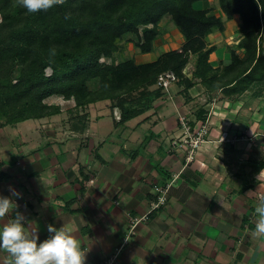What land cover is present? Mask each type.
<instances>
[{
	"label": "crops",
	"instance_id": "obj_1",
	"mask_svg": "<svg viewBox=\"0 0 264 264\" xmlns=\"http://www.w3.org/2000/svg\"><path fill=\"white\" fill-rule=\"evenodd\" d=\"M240 23L234 15L224 27L232 33ZM157 50L137 51L136 62L154 61L162 53ZM182 90V82L171 85L125 122L115 120L109 100L89 104L78 111L87 115L83 131L67 121L74 101L57 96L44 101L58 107L54 116L0 125V195L10 196V187L21 193L13 197L16 211L29 219V230L39 227L41 240L49 224L79 239L85 264H106L119 247L115 264H264V239L252 234L264 168L255 169L252 143L229 141L238 132L228 120L248 109L238 103L229 113L232 104L225 101L204 115ZM179 114L208 130L190 163L187 152L172 145L183 133ZM223 131L228 142H216ZM167 185V202L149 214L154 187ZM144 215L123 244L129 217ZM6 257L0 249V264Z\"/></svg>",
	"mask_w": 264,
	"mask_h": 264
},
{
	"label": "trees",
	"instance_id": "obj_2",
	"mask_svg": "<svg viewBox=\"0 0 264 264\" xmlns=\"http://www.w3.org/2000/svg\"><path fill=\"white\" fill-rule=\"evenodd\" d=\"M207 1L63 0L46 11L27 13L19 0H0V125L57 114L58 107L44 102L54 96L73 100L75 110L109 100L112 110H120L118 122H125L162 95L163 90L150 89L161 73L182 76L190 55L197 57L193 75L225 97L253 83L264 84V0H218L227 21L234 15L241 19L242 56L231 51V63L210 78L214 48L207 47L205 39L214 30L223 31L224 25L210 8L194 7ZM165 17L184 39L179 50L149 63L115 60L124 41L141 54L151 53L158 23ZM52 48L56 55L50 59ZM102 58L111 62L101 66ZM47 68L50 75H45ZM180 82L182 96L188 98L193 83L187 77ZM138 89L141 95L135 101L132 94ZM86 118L85 113L75 116L73 129L83 131Z\"/></svg>",
	"mask_w": 264,
	"mask_h": 264
},
{
	"label": "rangeland",
	"instance_id": "obj_3",
	"mask_svg": "<svg viewBox=\"0 0 264 264\" xmlns=\"http://www.w3.org/2000/svg\"><path fill=\"white\" fill-rule=\"evenodd\" d=\"M199 4L200 2L194 4V7L201 9L205 7L210 8L213 14L218 15L223 20V25H224L226 18L220 10L218 0H208L206 4L205 3L203 4L201 3L202 5ZM171 23L172 22H170L169 19L166 17L163 18L158 23V27H157L158 35L153 42V49L154 50L158 49L157 50L158 54L161 52L164 53L171 50H179L182 44L184 43V40L182 39L181 35L177 32L175 27L172 26L173 23L172 24ZM241 38L242 35L238 32V29H234V31H232L231 33L227 31L225 27L223 31L214 30L210 35L206 37L205 42L207 44V47L214 48L210 59L211 60L210 65L212 66L214 72L209 75V78L212 77L213 75L220 76L222 69L231 63V59H230L231 51H235L238 53L239 56H242V52L239 51L238 49V45L241 41ZM118 46H119V52L115 54L116 61H119L122 58V59H133L136 62L137 60H139V58L142 57L137 54V51L139 50L133 46V43H128L124 41V42H120ZM262 49L264 52V36L262 42ZM224 56H226V60L223 58ZM196 58H197L196 56L190 55L188 58V63L186 64L182 72L181 78L187 77L193 83L192 87L188 90L187 93L188 98L185 97L184 98L190 100L192 99L193 101H195L193 106L197 107L196 109L198 111H203L206 115L209 116L211 115L210 113H212L213 110L212 108L214 107L211 105L214 104L221 105V102H225V101H229L232 104V108H228L229 110H227L229 111V113L230 111H233L232 109L235 108L236 104L238 105V103H241L244 106V107L240 106L242 107V109L247 108L248 111L242 112L239 110L238 113H236L234 110L233 112L236 113L235 118L232 117V119L228 120L229 121L228 127L230 126V130L234 129V133L238 132L236 134L237 137H232L231 138L232 140L229 139V141H234L235 139L237 140L238 138L240 140H246L247 142L252 143V147L254 148L253 152H255V155L252 157L253 160L255 161L254 163L256 165L255 169H258V171H260L261 169L264 168V84L253 83L252 85H249L248 87L241 89L236 93H233L229 97H225L220 92V90L212 89L209 84H205L201 82L200 79L196 78L193 75V72L195 70ZM110 62L111 59L102 58L100 61V65L104 66L106 64H109ZM15 71L16 72L12 75L13 77L14 76L16 77L18 69H16ZM50 74H51V70L47 68L45 70V75H50ZM156 88L157 86L155 83V85H153L150 89H156ZM140 91L141 89H138L132 94V97L134 98L135 101L140 99V95H141ZM59 98L62 99L61 97ZM81 110L83 109H80V111ZM215 110L216 111L218 110L217 114L215 113V115H221L219 106H216ZM78 111L79 110H75L67 113V121L70 122L71 120V122H73V118L78 115ZM179 116H184V115L179 114L178 117ZM228 116H231V114H228ZM237 125H239V128H237ZM248 126L251 127L250 131L254 130L253 131L254 133L250 134V136H247L245 134L246 129L249 128ZM220 136L221 137L223 136L222 142L224 143L228 142L226 131H223ZM220 136L219 138L217 137L215 138V140H217L216 142L221 141ZM245 155H247V153Z\"/></svg>",
	"mask_w": 264,
	"mask_h": 264
},
{
	"label": "clouds",
	"instance_id": "obj_4",
	"mask_svg": "<svg viewBox=\"0 0 264 264\" xmlns=\"http://www.w3.org/2000/svg\"><path fill=\"white\" fill-rule=\"evenodd\" d=\"M63 0H19V5L27 13L48 10ZM56 55L55 48L50 49L49 58ZM10 196L0 195V249L7 253L5 264H85L86 253L81 242L63 227L47 226L48 235L40 239L39 227L29 230V219L20 211L13 197L21 193L9 189ZM257 215L253 236L264 239V199L254 209ZM38 225V222L36 221Z\"/></svg>",
	"mask_w": 264,
	"mask_h": 264
},
{
	"label": "built area",
	"instance_id": "obj_5",
	"mask_svg": "<svg viewBox=\"0 0 264 264\" xmlns=\"http://www.w3.org/2000/svg\"><path fill=\"white\" fill-rule=\"evenodd\" d=\"M181 81V77L177 76L172 71H167L161 73L156 80V86L160 90L167 91L171 85L179 83ZM113 117L115 120L120 121L121 115L117 108H114L112 111ZM178 125L180 126L181 131H183L182 136L178 140H174L172 145L174 147H178L184 149L187 152L185 157L186 163L192 162L197 154L198 148L205 142V137L208 135V130L205 125L197 127H191L189 122L187 121L185 116H179L177 118ZM223 136H220V140L222 141ZM92 180L88 181L86 185H91ZM169 185L165 188L162 187H154L155 199H153L150 203L148 213H152L153 211L161 208L167 202V193L169 190ZM261 197V195L259 196ZM147 219V215L142 217H129V231L123 241V244L127 243L129 237L134 233L136 226ZM120 252V247L115 250L114 256L109 258L106 261V264H115V261L118 257V253Z\"/></svg>",
	"mask_w": 264,
	"mask_h": 264
}]
</instances>
